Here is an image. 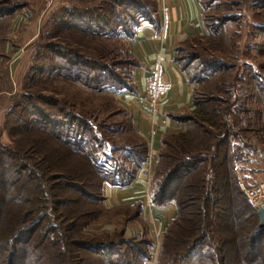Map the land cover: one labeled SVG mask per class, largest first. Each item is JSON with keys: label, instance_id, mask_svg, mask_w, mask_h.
<instances>
[{"label": "trees", "instance_id": "1", "mask_svg": "<svg viewBox=\"0 0 264 264\" xmlns=\"http://www.w3.org/2000/svg\"><path fill=\"white\" fill-rule=\"evenodd\" d=\"M199 1L205 35L175 48V61L194 88L193 107L179 117L184 130L163 139L151 185L153 205L176 210L158 252L153 240H129L125 230L102 238L85 233L105 209L106 186H131L149 159L132 115L120 113L130 120V136L118 145V126L100 123L83 102L51 91L58 83L99 97L137 93L133 45L145 23L162 32L158 0L154 6L141 0L79 1L85 8L67 0L45 27L47 37L30 46L35 53L23 93L6 115L12 145L0 144V264H147L155 251L156 264H254L264 237V229H255L257 208L251 202L255 216L249 213V226L240 230L223 205L226 195L245 197L238 164L247 161L251 147L238 135L244 131L238 119L250 110L238 105L256 101L252 112L264 114V77L248 65L245 93L237 92L240 77L213 55L216 31ZM30 6L0 0V86L10 79L13 21ZM255 32L264 35V27ZM48 37L64 41L46 43ZM190 41H206L203 58L180 57ZM115 43H123L124 54L110 50ZM200 61L203 68L193 75L192 65ZM120 66L133 71L124 77ZM133 206L143 210L141 202Z\"/></svg>", "mask_w": 264, "mask_h": 264}, {"label": "rangeland", "instance_id": "2", "mask_svg": "<svg viewBox=\"0 0 264 264\" xmlns=\"http://www.w3.org/2000/svg\"><path fill=\"white\" fill-rule=\"evenodd\" d=\"M18 3H30V7L23 10L25 20H15L12 24L13 40L12 44L8 45V55L11 58L9 67V81L2 82L0 86V144L12 145L7 131V113L13 107V100L16 94L23 93V83L27 77L29 68L31 66L34 49L33 45L42 35L47 37L48 22L52 15L63 5L68 4L67 0H12ZM69 5L85 8V5L79 4L81 0H68ZM143 3H148L154 6V0H141ZM204 5L205 17L207 18V25L211 30H215L216 38L214 39L213 55L218 57L222 62L232 67V75L238 74L240 79L237 85L240 89L237 92L244 94L246 81L248 79L247 71L248 65H252L257 72L264 77V35L255 32L256 27H264V0H202ZM224 19H231L225 24ZM224 22V27H223ZM221 27H223L221 29ZM205 30V29H204ZM210 30V31H211ZM47 31V32H46ZM205 35V32H204ZM46 39V40H45ZM43 39L46 43L56 42L63 43L64 38L55 40L50 37ZM110 50H117V54H124L123 43H115L110 46ZM202 47H208L206 41H190L182 45L180 57L196 55L202 57L204 54ZM16 49H19L16 51ZM116 58L119 56L116 55ZM117 62V61H116ZM186 62V61H185ZM197 62L192 65L191 71L193 75L198 74L202 65ZM186 64V63H183ZM198 65V66H197ZM120 72L124 73L126 77L133 68L120 66ZM49 87V84L45 85ZM51 89L52 92H58L57 96L64 97L68 95L73 102H78L81 106L83 102L88 111L94 112L93 115L97 117L100 123H106L109 126H118L120 129L115 135L114 141L118 145L126 142L130 136V120L126 115L120 114L126 109L120 103V94L113 97L110 96H95L92 93H85L81 89L75 87L64 86L61 84H54ZM59 97V98H60ZM62 97V98H63ZM238 105L249 109L248 113H239L238 135L247 142L251 150H245L248 154L247 161L238 164V175L241 192L257 187L264 181V114H258L252 109L256 107L258 102L242 100ZM261 105V104H260ZM243 106V107H242ZM127 110V109H126ZM256 110V109H255ZM128 111V110H127ZM252 119L255 124H248ZM127 132V133H126ZM153 175L154 170L149 178V200L146 201V209L138 211L133 205H118L111 200L104 201L105 209L101 212L95 221L85 228V233L89 237L102 238L106 235H111L115 232H122L125 230L126 238L131 240L135 238L138 241L146 239L153 240L156 250L158 252L162 240L163 232L170 225L172 220L176 217L175 207L169 210H164V216H159L161 211L157 210L152 203L153 194ZM109 187V185H107ZM111 189H121L120 186H110ZM110 198V197H109ZM122 202V201H118ZM230 202L232 205L230 206ZM223 207L229 215L233 227L240 230H245L247 226V217L249 213L255 216L254 207L249 202L245 192V197H232L226 195L224 198ZM159 216V217H158ZM160 218V219H159ZM258 220L255 221V229L259 227ZM249 226V225H248ZM247 226V227H248ZM264 233V232H263ZM264 236V235H263ZM259 253L255 257L254 264L259 262L264 264V237H260L258 241ZM157 252L154 253V260L147 264H156ZM256 261V262H255Z\"/></svg>", "mask_w": 264, "mask_h": 264}, {"label": "crops", "instance_id": "3", "mask_svg": "<svg viewBox=\"0 0 264 264\" xmlns=\"http://www.w3.org/2000/svg\"><path fill=\"white\" fill-rule=\"evenodd\" d=\"M158 13L161 23L166 25L165 36L153 24H143L133 45L139 65L134 75L137 93L127 92L119 96L120 103L132 115L136 131L149 145V159L131 186L118 190L106 186L105 189L107 199L113 198L117 206L141 202L143 211L146 209V201L150 199L149 176L156 167L163 139L184 130L185 126L179 117L186 115L193 107L194 88L175 61V48L185 40L202 36L205 32L203 9L199 0H158ZM15 20L24 21V14H19ZM160 56L164 58V80L170 83L171 89L161 99L156 117H152L147 107L146 90L150 72ZM170 208L173 206L157 209L161 211L159 216H164V210Z\"/></svg>", "mask_w": 264, "mask_h": 264}, {"label": "built area", "instance_id": "4", "mask_svg": "<svg viewBox=\"0 0 264 264\" xmlns=\"http://www.w3.org/2000/svg\"><path fill=\"white\" fill-rule=\"evenodd\" d=\"M163 36H165L166 25L162 24ZM163 62L164 58L160 56L157 62L154 64L149 80L147 83V92H146V102L150 115L152 117H156V110L161 101V99L170 91L171 86L170 83H167L164 80L163 73ZM249 198V201L259 209H264V181L260 183L257 187L246 190L243 189Z\"/></svg>", "mask_w": 264, "mask_h": 264}, {"label": "water", "instance_id": "5", "mask_svg": "<svg viewBox=\"0 0 264 264\" xmlns=\"http://www.w3.org/2000/svg\"><path fill=\"white\" fill-rule=\"evenodd\" d=\"M258 216L260 219L259 227H260V229H264V209L258 210Z\"/></svg>", "mask_w": 264, "mask_h": 264}]
</instances>
